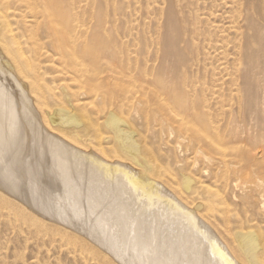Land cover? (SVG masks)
Masks as SVG:
<instances>
[{
    "label": "bare ground",
    "instance_id": "1",
    "mask_svg": "<svg viewBox=\"0 0 264 264\" xmlns=\"http://www.w3.org/2000/svg\"><path fill=\"white\" fill-rule=\"evenodd\" d=\"M118 1L0 0V196L19 203L41 226L75 233L122 264L95 240L101 235L88 219L63 206L64 187L71 184L67 203L94 216L93 194L84 187L102 191L108 180L107 198L125 191L123 200L142 208L146 226L152 214L173 224L177 213H186L194 238L207 245L198 260L264 264V67L254 59L264 24L242 11L238 21L240 0H206L200 32L193 19L186 35L174 0L165 22L157 7L162 0H145L147 13L159 12L158 40L150 41L149 52L137 53L123 49L133 39L105 28L99 17L103 8L121 12L124 0ZM241 23L249 25L250 39ZM200 40L208 52L198 48L194 54ZM200 74L210 78H203L207 89L200 88ZM165 107L172 125L161 145L184 156L174 173L162 169L149 149ZM246 114L257 124L245 122ZM38 149H50L54 160ZM119 176L127 179L121 193ZM161 188L175 199L162 200Z\"/></svg>",
    "mask_w": 264,
    "mask_h": 264
},
{
    "label": "rangeland",
    "instance_id": "2",
    "mask_svg": "<svg viewBox=\"0 0 264 264\" xmlns=\"http://www.w3.org/2000/svg\"><path fill=\"white\" fill-rule=\"evenodd\" d=\"M100 1L104 2L106 0ZM149 1L151 3H155L156 1L159 2L158 0ZM181 1L174 0L172 8L178 12V17L180 20H184L185 34H190L193 19L196 22L200 32L199 27H201V25H199V20L204 18L203 15L207 13L205 8L210 3L206 0H198V2L197 0H192L196 5L190 7L188 5V0ZM117 2L119 1L117 0ZM138 2L139 3H133L131 0H124V9L121 12L116 11L115 14H113L110 9L108 12L103 8L102 14L99 17L101 18L102 24L105 28L110 29L113 27L117 34H123L120 37L129 36L131 40L133 39V42L129 44V47L128 45L123 47L124 50L145 53L146 50L149 52V49H151L152 43L150 41H152L154 44V42L158 40L156 34H158L159 27L155 19L160 16L159 12H152L151 8H149V14L147 13V9L142 5L144 4L145 0H138ZM201 2H204L203 5H201ZM168 3L169 0H162L159 3L161 6H157L162 9V22H165V17L169 12L167 11ZM184 3L186 6L183 5ZM166 4L167 6L165 7ZM177 4H179L178 7ZM227 6L230 5L228 4ZM186 7L189 10H187ZM263 7L264 0H240L238 7L240 9L238 21L242 11L245 16L249 14L255 20H259L262 24H264V11L261 13L263 16L260 15L261 8ZM88 20H90L95 26V21L91 18L88 19V15H86V21ZM154 24L156 25L154 26ZM240 26L243 27L242 30L248 35L249 31L247 29L249 25L245 27L243 23H241ZM151 31H153L154 34H152ZM135 35H137L141 40L140 44ZM232 36L234 37V35H230L229 38H233ZM248 38L250 39L249 35ZM200 39L202 38L200 37ZM206 45L207 43L203 44L201 40L196 41L194 43V54L198 48L200 52L201 49H204V51L208 52ZM217 45L219 47H223L221 44ZM221 49L219 50L221 51ZM254 55L256 62L261 67H264V38L262 41V49L255 52ZM259 69L261 72H263V75L261 76L264 77V69ZM203 78L206 83L210 81V78L202 74L198 75V77L196 76L197 81L200 83V88L203 87L204 89H207L206 83L202 86L204 83ZM208 88H210V86ZM218 90H220L219 87ZM203 92V95H206L207 90ZM169 109V107H165L164 111L160 113V119L162 120L161 129L158 131V129L155 128L156 134L150 141L149 149L152 150L156 162L160 163L162 169H168L172 172L176 166V162L184 160V156L182 152H174L173 149H170L171 151H167L161 145L162 141H164V138L166 137V133L170 131V127L172 125V118ZM79 118L81 119V117ZM244 121L257 124L253 117H248V114H246V116L244 115ZM168 143H170V145L173 147L174 140L171 139ZM50 151V149H41V151L39 150V154L41 156L45 155L46 157L50 155V158L53 161L54 159ZM32 177L38 176L33 173ZM37 180H39V178ZM109 183L110 182L106 180L100 184L102 191H95L91 188L92 186L84 187L86 193L90 194V198L91 194H93L92 198L94 199V205L93 207H90V210L94 216L88 217V214L82 209L85 206L78 205L76 202L74 203V206L67 203V201H69L71 204V200L73 199L72 197H67V195H65V191L69 190L66 188V186L72 189L71 184H66L64 187L63 206L72 207L76 213H80L83 217L88 219L87 222L93 226L94 230L97 231L99 235H101L95 237V240L102 246H105L107 250L110 251L122 264H217L216 258H211L210 262L198 260L201 254H207V245L204 239L199 237L194 238V227H191L185 223L186 216L184 215H186V213H183V216L177 213L180 219H177V222L173 224H165L163 222L164 219H161L159 215L152 214L153 216L151 215V221L149 220L151 223H149V226H146L140 221L145 214L142 208L139 206L133 207L132 203H125L123 200L124 196H126L125 191L121 195L114 196L116 197L114 200H109L107 198L103 190L108 187ZM93 184L94 183L92 182V185ZM118 184L121 187L119 189V192L121 193V190L126 187L125 185L127 184V179L125 177L119 176ZM49 192L51 195V190H48V193ZM44 194L46 195V193ZM160 194L161 199L164 201L175 199L167 192L165 188H161ZM2 198L3 201H0V215L2 216L1 213H3V216H0V264H115L102 253L98 254L97 249H91L90 244L89 247L85 246L86 241H84V239L79 235L72 232L68 233L66 231L67 234H69L67 236L59 231L63 229L56 225H52V223H44V226H41L38 221H35L37 217L33 219L27 216V212L24 211L23 207L19 203L7 197ZM235 212L240 214V207H238ZM7 223H12L15 229H11ZM76 224L78 225L79 229L83 226L79 222ZM94 225L98 226V228L96 226L94 227ZM260 227L263 230L264 224L260 225ZM82 228L86 231L84 227ZM169 231H171V233ZM108 232H110V234L113 236V239H110V234Z\"/></svg>",
    "mask_w": 264,
    "mask_h": 264
}]
</instances>
